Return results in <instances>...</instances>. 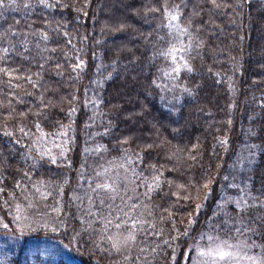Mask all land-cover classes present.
Segmentation results:
<instances>
[{
    "label": "snow or ice",
    "instance_id": "obj_1",
    "mask_svg": "<svg viewBox=\"0 0 264 264\" xmlns=\"http://www.w3.org/2000/svg\"><path fill=\"white\" fill-rule=\"evenodd\" d=\"M243 5L244 0H149L139 9L117 8L119 15L109 17L101 32L124 31L133 16L158 22L143 37L145 52L149 46L152 50L151 56H144L149 70L145 91L169 93L172 104L194 95L195 88L182 76L196 70L197 60L211 55L215 62L217 53L205 35L208 23L228 10H242ZM88 7L90 0H0V137L12 145L7 153L0 151V196L10 197L4 201L10 203L20 191L26 202L23 212L16 203L17 214L8 222L0 220V227L13 236L25 231L59 232L69 244L75 241L88 252L89 264H264V215L259 220L254 215L264 213V184L254 189L243 171L257 150L264 152V123L260 133L250 130L260 143L237 156L222 176V164L213 170L216 145L205 164L199 140L185 142L179 128L164 136L160 132L164 126L154 124L155 138L149 140L132 132L117 135L113 116L99 111L104 100L97 95L90 101L88 92L95 85L92 91L98 93L101 78H118L126 68L114 60L104 66L106 76L93 80L86 57H95L94 46L101 42L56 20L52 12L75 8L87 16ZM21 8L30 10L29 22H9L5 13ZM158 57L170 59V68L159 67ZM161 74L167 83L161 82ZM86 77L84 106L91 103L97 109L88 125L96 129L94 135L89 133L96 147L83 149L85 157L77 168L69 154L79 139L75 117L83 110L79 93ZM216 140L227 153L229 141ZM65 170H75V183L66 179ZM166 173L175 175L169 178ZM217 184L220 202L200 225L203 201ZM181 201L194 208L178 220L176 206ZM37 251L46 256L39 264H60L66 250L56 244Z\"/></svg>",
    "mask_w": 264,
    "mask_h": 264
},
{
    "label": "trees",
    "instance_id": "obj_2",
    "mask_svg": "<svg viewBox=\"0 0 264 264\" xmlns=\"http://www.w3.org/2000/svg\"><path fill=\"white\" fill-rule=\"evenodd\" d=\"M67 2L83 3L84 0ZM148 2L149 0H90V7L86 9L87 16L81 15L75 8L52 12L56 20L69 23L74 28L78 27L81 32L87 31L95 40L101 42L99 46H94L96 56L86 57L88 76L93 80L106 76L104 66L114 60H118L126 68L118 78H101L103 87L98 93L92 91L95 85L88 92L90 101H95L97 95L104 100L105 103L99 111L113 116L114 123L118 125L117 135L132 132L142 140H149L155 138L154 124L157 127L161 124L164 126L160 127L164 136H168L173 128H179L184 133L185 142L196 143L199 140L204 150L205 164L211 158V150L216 145L218 155L213 160V170L216 171V164H222L224 167L219 170L222 176L237 156L247 154V149L253 143H260V138L252 137L250 130L260 133L264 123V112L261 111V105H264V0H250L251 7L248 6L249 0H244L242 10H228L226 14L221 13L208 23L209 31L205 35L210 41V47L217 53L215 62L211 55H206L202 61L195 62L196 70L193 73L182 76L186 84L195 88V92L192 96L184 95L179 101H172L174 107L169 103L171 94L157 90L153 95H147L145 91V77L149 70L144 56H151L152 50L149 46L145 52L143 37L158 22H145L142 17L133 16L128 20L130 27L126 30L101 32L109 17L119 15L117 8L124 11L123 6L130 5L139 9ZM5 15L9 22L20 19L26 23L29 22L30 10L21 8L18 12L8 11ZM175 43L180 47L179 41ZM157 64L162 68L171 66L170 59L159 57ZM209 67L212 68L211 73L207 71ZM161 82L167 83V79L162 76ZM88 84L89 79L86 77L79 93L83 110L75 117L79 139L74 146L75 150L69 154L77 168L85 157L83 149L96 147V143L89 136L90 132L94 135L96 129L89 128L88 125L91 123L89 117L97 109L91 103L84 106V86ZM161 95L166 98L161 100ZM99 119L98 116L97 123ZM104 122H107V117ZM48 131L55 129L45 128V132ZM217 137L229 141L227 153L217 145ZM261 138H264V133H261ZM97 140L99 143L106 142L99 141V138ZM10 148L12 145L9 141L0 137V151L7 153ZM243 171L251 178V186L259 190L264 184V152L257 150L251 165ZM174 175L166 173L169 178ZM65 176L75 183V170H65ZM8 180L9 184L13 183L11 177ZM213 189L212 195L203 201L200 225H203L206 216L211 215L216 204L220 202L217 199V194L221 192L220 184L213 185ZM7 191L10 192L11 188ZM67 195L70 193H66V198ZM6 199L10 200V197L0 196V220L3 222H8L17 214L16 203L21 204L22 212L26 209V202L20 191L17 192L14 202L5 203ZM172 199L175 200V197ZM176 207L179 220L187 217L194 205L190 208L187 201H181ZM254 215L259 220L264 213ZM56 244L62 245L66 250L59 257L60 264H89L88 252L77 247L75 241L69 244L59 232L25 231L23 235L16 233L13 236L3 227H0V264H5V260L11 264H39L46 256L42 251H37V248Z\"/></svg>",
    "mask_w": 264,
    "mask_h": 264
}]
</instances>
